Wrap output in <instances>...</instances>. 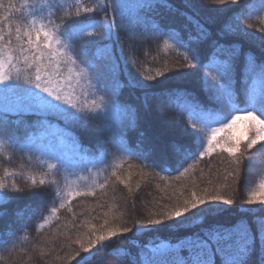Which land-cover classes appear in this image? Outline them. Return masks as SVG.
Here are the masks:
<instances>
[{"label":"snow or ice","instance_id":"1","mask_svg":"<svg viewBox=\"0 0 264 264\" xmlns=\"http://www.w3.org/2000/svg\"><path fill=\"white\" fill-rule=\"evenodd\" d=\"M182 2L183 9L176 8L170 0H140L136 5H129L125 0H96L94 7L76 0L74 13L70 12L62 17L61 25L56 29L46 28L43 22L37 23L35 17L43 12V6L37 7L35 3L22 5L31 9L33 18L30 28L25 27L22 31L21 26L17 25L16 41L21 42L19 56L23 57L28 69L35 67V73H24L23 83L28 87L21 88L20 71L13 63L14 57L10 51L11 41L0 46V131L9 123L17 126L24 124L26 134L33 135L34 133H29V129L52 127L53 121L63 123L66 128L75 126L87 129L99 125L95 127L98 135L107 134L109 143L119 145L121 150L126 151L124 139L129 129L138 128L141 119L152 126L153 100L161 104L176 103L182 112L188 113L191 131L184 129L188 141H165V128H160L151 138L140 131L137 158L148 161L146 167L164 169L174 164L178 169L194 154L195 146L200 143L198 132L216 123H223L227 119L224 113L232 108L243 111L244 118L251 121V134L247 136L243 146L236 139L232 142H218L215 147L233 157L239 153L237 164L243 163L248 168L249 162L254 158L250 150L257 145L264 149V60H258L250 48L246 50L244 47L255 39L264 51V35L253 37L240 24V18L254 8L249 5L239 8L235 24L227 22L213 31L215 18L201 17L203 0ZM211 3L240 5L241 0H211ZM161 7L182 18V27L176 28L170 22L154 19L152 14L157 13V9ZM0 8H3L2 4ZM100 12L104 14L101 19L88 15ZM140 12H145V15L141 16ZM5 19L7 16L0 17V21ZM6 30L10 34L11 25ZM149 31L157 38L167 36L178 48L184 49L189 67L202 66L208 70L201 77L205 92L203 100L184 88L170 85L169 81L174 77H165L164 80L149 84L122 72L119 61L123 59L124 42H127V49L131 52L140 43L139 38ZM25 37L27 47L22 43ZM4 38L5 29L0 28V41ZM117 41H121L120 57L115 55ZM77 42H81V51L74 58L71 52ZM165 46H168L167 43ZM91 49L96 50L94 55H90ZM77 59L84 65L78 70ZM204 60L208 62L204 63ZM62 67H67V75L63 73ZM11 69H16L15 75ZM122 75L124 78L121 80ZM161 75L162 73H157V76ZM85 78L92 89L90 102L87 91L82 93L84 99L81 100V93H77L73 86V81L78 86L80 80ZM145 79L152 81L155 78L147 76ZM124 89H128L129 95L138 103L121 100ZM97 93H104L107 98L105 95L97 96ZM182 97L185 98L183 102ZM240 105H243L242 109ZM28 115L35 116V121H26L25 117ZM10 116L17 119L10 120ZM240 118L233 116L225 127H230ZM163 119L160 118L161 121ZM218 131L221 129L212 127V135L209 136L204 151L200 152L201 156L205 152L210 155L214 151L213 140ZM9 139L12 140V137ZM49 155L57 163L49 164L48 167L59 171L63 167L60 157L55 153ZM36 183L33 179V186ZM39 184L43 188L46 181L41 179ZM5 188L6 185L0 183V201L10 202L20 198L18 195H6L2 191ZM12 191L22 195V190L14 186ZM32 195L43 197L44 194ZM233 202L232 198H225L218 191L212 193L205 189L202 195L193 192L183 204H177L158 218H149L143 226L139 220L133 221V227L138 232L148 230L147 226L173 221L167 227L178 234L175 236V243L148 245L146 251L141 250L138 255L129 258L127 264H244L245 258L255 251L257 239L264 251V219L253 221L257 225L255 231L244 220L234 225L219 222L217 218L227 211L222 205H232ZM244 203L264 206V180L259 183L257 190L249 193ZM130 231L132 228L125 226L119 229L109 228L106 232L94 235L87 244H81L82 254L77 253L80 261L91 264V257L96 251L108 247L114 238H126L125 234Z\"/></svg>","mask_w":264,"mask_h":264},{"label":"trees","instance_id":"2","mask_svg":"<svg viewBox=\"0 0 264 264\" xmlns=\"http://www.w3.org/2000/svg\"><path fill=\"white\" fill-rule=\"evenodd\" d=\"M39 1L40 0H0V4L3 5V8H0V17L7 16V19L0 21V28L5 29V38L2 41L3 45H7L9 41H11V47H13L17 25H20L21 29L30 27V21L33 18L31 16V9L22 7V5L25 3L29 5L35 3L37 5ZM175 1L177 2L179 0H170V2L178 8ZM245 1H248L250 4L249 6H252L254 10L247 12L243 18H240L242 19L240 21L241 26L244 28L248 27L255 32L264 34V31H261V29H264V0H243V2ZM95 2L96 0H81V3L86 4L88 7H94ZM125 2L129 5H136L140 0H125ZM12 5L15 7H11ZM44 5L47 10L45 19L46 28L56 29L61 25L62 17L70 12L74 13L76 0H54L53 2H45ZM217 5L219 6V4L212 3L209 9H218ZM230 12L232 13L233 10L231 9ZM212 13L215 14L217 11L209 12L204 9L201 11V17L207 18L208 16H213ZM88 15H94L96 19H101L104 14L100 12ZM140 15L144 16L145 12H140ZM154 15L156 14L154 13ZM220 15L226 20L228 12L225 15L223 13ZM160 16L162 18L157 16L158 20L179 23L180 26L178 24V28L182 25L183 20L178 15L170 16L160 13ZM49 21H51V23H49ZM224 23L227 22L221 21L217 27L213 24V31ZM235 23L236 21L233 22V24ZM8 25H11L12 29L10 34L6 32ZM249 25H251V27H249ZM147 34L149 36H151V34L154 35L151 31L147 32ZM147 34L145 35L146 37H148ZM140 38L144 39V36ZM152 40H155L153 45L149 44L147 40L145 44L143 43L147 54L145 55V53L138 51V60H135V63L129 61V58L125 56L124 53L123 59L119 61L122 72L124 74H131V76L135 74L137 79L149 84H154L157 80H164L165 77H172L171 75L174 73L180 72L183 76H186L185 78L196 79L195 82L197 83V86H190L188 84L182 88L203 100L205 98V92L201 77L205 75L208 70L202 66L197 68L189 67L185 50L178 48L175 42L170 40L167 36L155 37ZM166 43L168 45L167 47L165 46ZM120 46L121 41H117L115 45V55L117 57H120ZM250 49L256 52L255 55L258 60H264V51L261 50L259 43L254 49ZM80 51L81 42H77L72 48L71 55L76 58L79 56ZM92 51L95 53L96 50L92 49ZM258 54H263V56H259ZM126 61H129V66L125 63ZM203 62L207 63L208 61L204 60ZM77 64L83 65L80 59H77ZM158 72L162 73V75L157 76ZM147 76H152L155 79L147 81L145 79ZM122 78H124L123 75L121 76V79ZM170 82L171 81H169V83ZM113 85H115V82H113ZM101 95L105 94H97V96ZM105 98H107L106 95ZM184 99L185 98L182 97L181 102H183ZM172 107L176 109H174V111L179 112L181 115L180 125H175V129L180 127L191 131L188 113L186 111L182 112L180 106L176 103H173ZM239 107L242 109L243 105ZM224 115L227 116V119H224L223 123H216L212 126L221 129L220 135L215 141L213 140L214 151L210 155L207 152H205L203 156L200 155V152H203L204 148L207 146L209 136L212 135V127L202 129L198 132L200 143L195 146L194 154L178 169L174 164V166H172L173 168L170 165L164 169L159 167H146L145 165L147 162L144 163L141 159H138L137 149L131 147L134 138L132 139L131 145L124 144L126 147L125 151L121 150V146L109 143L107 134L103 136L92 134V129L99 125L87 129L75 126L66 128L63 123L53 121L52 124L60 127L70 140L79 146L82 152L84 147L87 146L89 150L93 152L89 157L98 163L99 165H97L100 167H98L100 173L94 181L83 184L80 188L73 191L68 189L64 174L56 169H50L42 162L34 152L32 145H30L29 140L37 136L36 134L39 133V128L29 129V133H34L33 135L26 134L24 124L19 126L11 123L6 124L4 130L0 131V183L6 185V188L2 190L6 195H18L20 198L10 202L0 201V264H36V262L30 259L31 255L38 256L41 264H77V262L80 261V257L76 256L65 257V260L59 261V258L62 259L65 255H62L65 249L69 248L74 251L76 250L72 245L70 246V243H68L69 241H62L58 244L57 248L60 251L61 248H63L61 254L57 249V251H54L50 255L41 256L40 253H37L38 248H36V246H38L40 242L54 239L55 234H57L56 236L58 237L63 236L64 239H70L72 236H78V231L82 232L85 229L92 230L90 227H94L95 223L101 219H108L106 218L108 216L114 215L115 211L112 209L114 206L116 207V203L114 202L115 199H119L126 211L129 213L131 212L129 216L131 219H129L126 224L127 227L132 228V231L126 234L128 235L126 238H114L113 241L108 244V247L100 248L99 251H96L94 256L91 257V264H127L129 258L138 255L141 250L146 251L148 245L155 246L161 242L175 243V236L178 233L167 227L168 222H164V224L160 225L163 229L154 226L155 233L150 234L152 231L149 230L146 235L148 241L140 242L141 237L146 233H135L136 229L133 227V221L139 220L143 226L146 224L144 223L146 222V218L149 217L143 216L144 214L153 213L156 217L161 215L157 209H154L153 212L149 211L151 208L149 200L157 196V193H154L156 190L168 187L171 184L180 185L182 184L181 180H183V182L186 181L188 185L192 184L198 172H201L204 176L203 172H207L211 169V164L208 166L205 164L207 160L219 153H223L226 157H230L227 152L215 146L218 142L223 143L227 141V134L231 126L225 127V125L229 124L232 117L235 115L243 116L245 113L229 108ZM9 119L15 120L17 117L10 116ZM25 119L28 122H34L36 117L28 115ZM145 125L149 126L144 119H141L138 128H136L137 131L143 130ZM166 127L171 130L172 134L174 133L169 119L168 126ZM154 131H156V129L150 132ZM149 133L146 132V136H149ZM10 136L12 140L9 139ZM164 138L168 139V135ZM13 141L15 142L13 143ZM244 143L245 142L241 145L243 146ZM135 146L138 148L137 144H135ZM250 151L254 158L249 162L248 168H245L243 163L237 164L236 161L240 158L239 153L235 157H230L231 164L227 172L235 178L231 182L226 183L230 189L235 183L236 178L239 177H242V182L240 183L242 187L240 190L252 187L251 179L254 181L253 183H255L264 178V149L255 146L254 149ZM127 165H129L128 169H126ZM132 167H139L137 168L139 173H134L136 168L130 169ZM186 168L188 171L185 172ZM120 172L123 173L118 176ZM135 176H137V178L139 177V180L135 181ZM33 179L37 181L35 186L32 184ZM41 179L46 181V186L43 188L39 184ZM121 181H123V183L120 185ZM128 184H133V186H127ZM13 186L21 189L22 195L14 193L12 191ZM136 188L137 193L134 192ZM49 189H51V192H49ZM32 193H43L44 195L41 197L32 195ZM231 195L232 193H228L229 197H231ZM246 200L235 195L233 204L229 205V213L228 211L222 213L217 218L219 222L227 225H234L238 221L244 220L247 221L255 231L257 225L253 221L264 219V206L258 204V206L251 209V211H249L250 208L233 211L238 206H241V204H245L244 202ZM231 206L233 207L231 208ZM140 208H143V211H140ZM223 208L227 209V206ZM53 209H55V212H53ZM165 210H167V208H165ZM230 211L233 212L230 214ZM96 227H99L100 231L96 228L92 232L94 235L106 232L107 230L103 228V225H97ZM69 229L74 230L66 232ZM90 235L91 232L89 233V236ZM82 240L83 238L78 237V241L82 242ZM76 252L78 251L76 250ZM123 253H128L129 255L125 256ZM262 256H264V251H262L259 239H257L255 251L245 258L244 264H262ZM80 264H83V262L80 261Z\"/></svg>","mask_w":264,"mask_h":264},{"label":"rangeland","instance_id":"3","mask_svg":"<svg viewBox=\"0 0 264 264\" xmlns=\"http://www.w3.org/2000/svg\"><path fill=\"white\" fill-rule=\"evenodd\" d=\"M53 1L54 0H40L38 2L37 7L43 6V12L40 13V15H38L37 17H35L38 24L40 22H43L46 25L45 19H46V13H47L46 11L47 10H46V7L44 4H45V2L48 3V2H53ZM242 2H243V0H241L240 5H233V4H229V5L228 4H223V5L219 4V6L217 5L218 9H222V11H217L218 14L212 13L213 14L212 17H214L216 20V23L214 24V26L216 25V27H217L221 21L222 22H230V23L235 22L236 21L235 16H236L238 9L241 7H244L245 5H250L248 3V1H245L243 3ZM203 3H204V9L205 10L209 9V7L212 6L211 0H203ZM176 4L178 5V8L182 9V7H183L182 0L177 1ZM231 9L233 10L232 13L230 12ZM227 12H228V16L225 20V18H223L220 14L223 13L225 15ZM160 13L168 14L170 16H174L171 13H169L167 9L161 7V8L157 9V13H155L156 15L153 14L154 15L153 17H155L154 19H156L157 21H160V20H158L157 16H159V18H162L160 16ZM243 17H241V18H243ZM241 20L242 19H240V21ZM165 22H170L176 28H178L180 26L179 23H176V22L174 23L173 21H165ZM178 24H179V26H178ZM182 24H183V21H182ZM244 25H248V24H244ZM181 27H182V25H181ZM28 28H30V27H28ZM24 29L25 28H23L22 31ZM245 29H247L249 32H251L253 34V37H259L261 35H264L260 32H255L254 30L249 29L248 27H245ZM6 32H7V30H6ZM154 35L151 34V36L148 35V37L144 36V39L139 38L140 43L131 52L128 51V49H127V42H124V47H125L124 53H125V56H127L129 58L128 60L132 61V62H133V60H138V57H137L138 51H141V53L143 52L146 55L147 53L145 52L146 50H145L144 44L147 40L149 44L153 45L155 40H152V39H154L156 37ZM14 40H15L14 45H13V47H11V50H10L13 57H14L13 63L16 64L17 68L20 71L21 88L28 87V85H25L23 83V75L26 71L30 75H34L35 67L28 69L27 65L24 64L23 57L19 56V43H21V42L16 41V35L14 36ZM26 41H27V38L25 37L22 41V43L24 44L25 47H27ZM250 42H253V43H250ZM250 42L246 43L244 45L245 49H247V48L254 49L257 46V44L259 43V41L255 40V39H253ZM42 44H43V40H41V45ZM254 44H255V47H254ZM0 46H3L2 41H0ZM63 47H64V44L62 43L61 48H63ZM254 53H256V52H254ZM94 54L95 53H93V51L91 49L90 55H94ZM258 55L263 56V54H261V55L258 54ZM18 56H19V59H16V57H18ZM123 57H124V54H123ZM129 61H126L125 63L128 65ZM76 67L78 70L79 68L84 67V65H78L77 64ZM11 71H12L13 75L16 74V69H11ZM62 71L65 75H67V67H62ZM133 76L135 77V74ZM171 76L175 77L174 79L170 80L171 82L169 84L172 86H176V87H180V88H182L183 86H186L188 84L190 86H192V85L197 86V83L195 82L196 79L185 78L186 76H183L180 72H176ZM73 86L76 87L77 93H81V95H80L81 100L84 99V95L82 94L84 91H87V93L89 95V100L92 99V96H91L92 89L89 86L86 78L81 79L78 86L75 84V81H73ZM114 86L115 85H113V87ZM121 95H122V97L120 96V98L123 101H127L128 103H132V104L138 103L134 97L129 95L128 89L123 90ZM152 105H153L152 115H153V119H154L152 122V126L145 125V128L143 130L145 133L146 132L149 133L151 130L153 131L155 129H156V131L150 132L149 136H147V137L151 138L152 136H154L158 132V130L160 128H165V129H167V135H168V139L164 138L165 141L166 140H168V141L175 140V141H178L181 143L187 142L188 137L185 135V132H184L185 128L179 127L178 129H175L176 128L175 125H177V126L180 125L179 123H180L181 115L179 112L174 111L175 108L172 107V104H169V103L161 104V103H159V101L153 100ZM156 109H159V111H156ZM244 116L245 115L240 116L241 117L240 119H237L234 123L231 124L229 132L227 134V141L228 142H232L236 139H239L241 141V144H242L243 142H246L247 136L251 134L250 133L251 121L249 119L244 118ZM161 117L164 118L163 121L160 120ZM168 119L171 122V127H173V131H174L173 134H172L171 130L166 127V126H168ZM143 130H140V131H143ZM38 131H39V133L36 134L37 136H35L29 140L30 145H32L34 152L42 160V162L45 163L47 166L49 164H56L57 163V161L50 158V155H49L50 153H55L56 155H58L60 157V161H61L63 167H61L59 171H61L64 174V176L66 177V182L68 184V189L70 191L77 190L83 184L90 183L97 178V175L100 173V169H99L100 167L98 166L99 165L98 163H96L95 161H93L89 157L93 152L90 151L87 146L84 147V150L82 152L81 149L79 148V146L74 144V142H72L70 140V138L67 136V134L65 132H63V130L60 127H58L57 125H53L52 127L39 128ZM140 131H137V129L134 131L132 129L128 130L126 138L124 139V144H130L131 145L132 139L134 138L133 139V145H131V147L133 149H138L135 146V144H137V140L139 139ZM91 133L94 135H98L95 128L92 129ZM219 133H220V131L215 133L214 141L220 135ZM206 138H207V136H206ZM147 146L148 145L146 143L145 147H147ZM257 146H259V145H257ZM85 148H87V149H85ZM137 155H139V152L137 153ZM230 157L229 156L226 157L225 155H223V153L222 154L219 153L218 155L214 156L213 158L207 160V162H205V164H207L206 166L211 164L212 165L211 169L207 172H203L204 176L202 175L201 172H198L195 176V179L193 180L194 183L189 184L190 186L187 184L186 181L183 182V180H181L182 184H180V185L171 184L168 187H164L162 189L156 190L154 193H157V196L154 197L153 199L149 200V203H151V208L149 207L150 208L149 211L153 212L154 209H157L160 214H162L165 211H170L177 204H183V202L186 199L191 197L193 192H196L198 195H202L204 193L205 189H207L209 192H212V193H215L218 191L225 198H232L233 199L236 195V196L240 197L241 199L246 200V198H248L249 193H251L253 190H257V187H258L260 181L264 180V178L256 181L255 183H253L254 181L251 179V183L253 186L240 190V188L242 187L240 184L242 182V179H241L242 177L241 178L239 177V178H236L235 183L232 185L233 190H232V188L230 189L226 185V183H229L235 179L234 176H231L227 172L228 168L231 164ZM141 160L144 163L145 162L148 163V161H145L143 159H141ZM172 166H174V165H171V167ZM128 167H129V165L126 166V169H128ZM137 168H139V167H132L130 169H135L134 173H139ZM52 169H55V168H52ZM122 173L123 172H120L118 176H120V174H122ZM135 177H136L134 179L135 181L139 180V177L138 178H137V176H135ZM121 184H122V182L120 183V185ZM127 186H133V184L132 185L128 184ZM126 188H128V187H126ZM134 192L137 193V188L134 190ZM228 193H232L231 197L228 196ZM114 202L116 203L115 204L116 207L114 206V208L112 209L113 211H115L114 215L108 216V217H106L108 219H103V220L101 219L102 221L100 220L97 223H95L94 227H90V228H92V230L85 229L82 232L78 231L79 232V233H77L78 236H72L70 239L69 238L64 239L63 236L58 237V236H56L57 234H55L54 239H50L48 241L40 242L39 245L36 246V248H38L37 253L38 254L40 253L41 256L42 255H46V256L50 255L54 251H57V249H58L57 246L62 241H64V242L69 241L68 243H70V246L72 245V247H74L78 252H81V244H87L88 240L94 236V234L92 233L93 230H95L97 228L100 231L101 226L99 228V227H96L97 225H103V228H105L107 230L109 228L119 229V228H123L125 226L127 227L126 223H127V221H129V219H131L129 217L131 212L129 213L126 211L123 204L120 203L119 199H115ZM224 206H227V211L229 213V209H230L229 205H222V207H224ZM233 206H231V208ZM241 206H238L237 207L238 209L235 207L236 209L233 211H239L240 209H246V208L254 209L255 207L258 206V204H253V205L241 204ZM165 208H167V210H165ZM162 209H163V211H162ZM141 210L143 211V208H140V211ZM233 211H230V214ZM143 216H149L146 218V221L149 218L154 219V218L159 217V216L156 217L153 213L144 214ZM165 222H168V225L173 223V221H165ZM144 223H146V222H144ZM154 226H157L159 229H163L162 227H160V225L148 226V230L141 232V233H146V234L141 237L140 242L148 241L146 239V235L148 234L149 230L152 231V233L149 232L150 234L155 233ZM71 230H74V229H69L66 232H71ZM90 232H91V235L89 236ZM135 233H139V232L135 231ZM125 236H128V235L125 234ZM78 237L83 238L82 242L78 241ZM161 243H164V242H161ZM161 243H158V244H161ZM158 244H156V245H158ZM76 250L74 251V250L67 248V249H65V251H63V248H61V251L59 250V253L61 254L63 251L62 255H64V254L65 255L63 256L62 259L59 258V261H62L63 259L65 260V257H75V256L79 257L77 255L78 252H76ZM81 254H82V252H81ZM30 259L32 261L36 262V264H41L40 259L36 255L35 256L31 255Z\"/></svg>","mask_w":264,"mask_h":264}]
</instances>
